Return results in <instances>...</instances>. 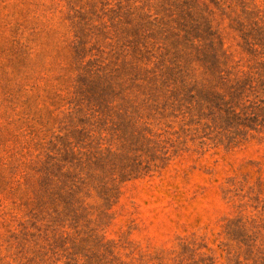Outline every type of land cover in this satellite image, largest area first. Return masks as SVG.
<instances>
[{"label": "rangeland", "instance_id": "rangeland-1", "mask_svg": "<svg viewBox=\"0 0 264 264\" xmlns=\"http://www.w3.org/2000/svg\"><path fill=\"white\" fill-rule=\"evenodd\" d=\"M135 1L141 7L161 0ZM132 2L0 0V264H30L48 238H65L67 252L43 258L46 264H235L231 253L239 243L226 231L239 218L246 235L255 239L248 242L245 236L241 247L264 245V131H253L232 147L202 133L183 136L184 150L164 167L121 186L109 219L97 230L91 222L78 229L40 223L42 233L26 225L37 187L32 168L38 143L75 87L72 18L94 11L98 24H104L110 10ZM248 3L242 23L264 27V0ZM217 8L229 67L239 65L247 74L257 104L264 107V43L254 37L258 53L244 51L232 18H221ZM193 70L194 78L206 84L202 66ZM172 126L177 132L183 123Z\"/></svg>", "mask_w": 264, "mask_h": 264}, {"label": "trees", "instance_id": "trees-1", "mask_svg": "<svg viewBox=\"0 0 264 264\" xmlns=\"http://www.w3.org/2000/svg\"><path fill=\"white\" fill-rule=\"evenodd\" d=\"M208 1L221 18H232L241 48L258 53L254 37L264 43V27L249 29L241 19L253 0ZM212 5L161 0L138 7L133 0L110 10L104 24L94 11L72 18L75 87L38 143L32 168L37 187L26 225L42 233L40 223L78 229L91 222L97 230L109 219L121 186L164 167L184 150L183 136L202 133L232 147L251 132L264 131V107L257 104L247 74L239 65L229 67L222 50L225 29ZM197 64L206 84L194 78ZM178 120L183 126L174 132L172 122ZM243 220L227 227V236L239 243L232 258L235 264H264V245L241 247L245 236L255 241L246 235ZM28 230L25 226V238ZM66 243L48 238L30 264L66 254Z\"/></svg>", "mask_w": 264, "mask_h": 264}]
</instances>
